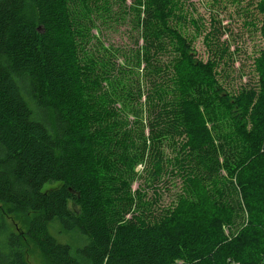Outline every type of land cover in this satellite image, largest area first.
<instances>
[{"label":"trees","instance_id":"obj_1","mask_svg":"<svg viewBox=\"0 0 264 264\" xmlns=\"http://www.w3.org/2000/svg\"><path fill=\"white\" fill-rule=\"evenodd\" d=\"M101 1L110 21L132 25L142 42L125 64L85 66L122 87L111 99L82 89L78 36L90 0H0V208L28 218L21 232L0 211V264H27L24 237L49 264H171L175 256L264 264V48L255 80L228 87L220 78L228 80L234 52L215 15L207 28L186 0ZM249 3L245 25L261 24L264 39V0ZM189 24L205 32V61L184 34ZM139 126L174 143L171 157L148 154L151 181H181L163 213L159 193L132 188L148 150ZM49 183L60 186L45 190ZM54 222L88 243L75 251L59 243Z\"/></svg>","mask_w":264,"mask_h":264},{"label":"rangeland","instance_id":"obj_2","mask_svg":"<svg viewBox=\"0 0 264 264\" xmlns=\"http://www.w3.org/2000/svg\"><path fill=\"white\" fill-rule=\"evenodd\" d=\"M186 2L188 6H186V9H188L192 15L190 17L194 18L195 21H199L200 24L208 28L211 24L210 19L212 15H215L230 30L223 37L222 41L230 44L231 52H234V64L228 68L230 74L228 75V80H226L227 77L224 78L225 76H222L220 78L221 82L232 88L243 86L249 80L253 82L255 76L253 75L252 64L254 58L259 56V51L264 48V39L260 33L261 24L257 25V27L245 25L247 21L251 20L250 17L246 16L245 12L246 9L252 12L253 7L249 6L251 0H241L240 4H234L230 0H221L220 3H215L213 0H186ZM107 6L101 0H90V23L78 36L81 67L88 66L89 64L105 63L107 60L114 64H125L126 58L130 57L135 51L137 41H140V44L142 43L139 31L132 29V25L128 23L115 25L113 21H110L109 14L106 11ZM113 9L117 12V6H114ZM256 17L259 18V15H256ZM108 21H110V24ZM184 34L192 40L198 57L205 61L208 57V50L204 43L205 32L199 34L195 26L189 24L188 28L184 30ZM88 68L90 67L82 68L81 71L84 74L82 75L83 93L94 96L92 98L99 99H101L100 95L106 94L108 99H111L113 97H110L109 94L121 91L122 87L112 88L107 81L101 80L95 72H90ZM94 81H97L99 84L98 92L93 89ZM133 84H126L124 92L128 93L129 89L131 95L134 94V90L131 87ZM135 96L138 97V93ZM142 101L146 102V97L142 98L141 103ZM117 106L119 107V104ZM97 107L93 106V110L95 111ZM128 119L133 122L134 116L129 114ZM138 128L145 132L148 150L144 160L136 170L132 188L133 191L140 188L147 192L149 198L154 197L155 192L159 193L160 198L158 199L159 203L156 208L159 213H163V210L171 208V205L178 198L177 195L181 193V181L178 179L171 181L172 183L166 184L168 188L165 184H155L151 181L148 173L152 166V160L148 154L150 153L152 154V158L153 156L156 158V154L159 151H164L165 155L171 157L174 154V143L172 140L153 136L148 127H145V130L142 126ZM59 186L60 184L58 183H49L45 186V190ZM0 211L7 218L10 225L15 224L21 232L26 230L27 217L22 215L7 217L5 209L0 208ZM50 232L59 243L70 245L74 251L77 248L85 246L89 241L86 236L78 231H63L59 222H54L50 225ZM24 245L27 264H49L35 243L24 237ZM171 264H201V262L199 260H192L186 256H175Z\"/></svg>","mask_w":264,"mask_h":264}]
</instances>
